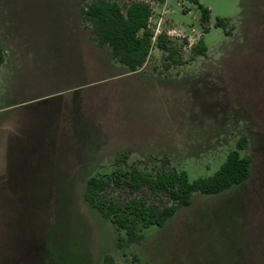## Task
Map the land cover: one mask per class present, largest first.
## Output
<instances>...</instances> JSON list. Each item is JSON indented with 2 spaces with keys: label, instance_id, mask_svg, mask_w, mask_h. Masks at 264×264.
I'll use <instances>...</instances> for the list:
<instances>
[{
  "label": "rangeland",
  "instance_id": "rangeland-1",
  "mask_svg": "<svg viewBox=\"0 0 264 264\" xmlns=\"http://www.w3.org/2000/svg\"><path fill=\"white\" fill-rule=\"evenodd\" d=\"M92 1L0 0V34L9 39L3 45L20 55L0 72L3 92L13 94L6 102L17 101V92L79 96L77 111L98 130L89 135L85 122L74 134L37 135L35 142L26 135L16 149L25 153H8L13 165L45 161L55 176L50 195L34 199L19 190L27 170L9 175L18 195H10L0 218V263L92 264L109 254L117 264H135L133 257L142 264H264V0H114L122 9L147 2L151 11L146 62L127 74L124 65L105 64L108 46L81 41V50L73 40L93 34L83 16ZM198 4L209 10L204 23ZM199 40L204 55L191 49ZM241 135L248 140L249 177L218 194L195 193L162 227L144 228L137 243L117 245L123 230L86 200L80 177L88 170L81 166L77 176L73 169L77 150L93 148L101 166L91 173L109 181L97 200L123 205L136 198L163 207L172 202L167 192L131 187V172L184 170L190 181L211 175ZM44 237L50 254L29 253Z\"/></svg>",
  "mask_w": 264,
  "mask_h": 264
},
{
  "label": "trees",
  "instance_id": "trees-1",
  "mask_svg": "<svg viewBox=\"0 0 264 264\" xmlns=\"http://www.w3.org/2000/svg\"><path fill=\"white\" fill-rule=\"evenodd\" d=\"M197 4V0H189ZM200 21L208 20L209 10L201 7ZM83 16L90 22L97 43L108 45L117 63L127 66L131 71L141 68L149 54L152 31L148 28L151 15L147 2H132L124 9L114 0H93L86 6ZM217 26H226L218 19ZM157 46L160 50H167L163 35L157 36ZM191 49L196 55H204L206 46L199 40ZM3 61V51L0 46V65ZM247 137L241 135L235 142L218 169L211 175L198 177L192 181L184 170H165L154 177L144 176L133 171L129 174L128 185L133 188L145 184L150 190L165 191L171 199V204L163 207L149 205L144 200L132 198L123 205L118 202L97 200L99 193L109 184L99 175H93L87 180L85 198L103 216L109 217L116 229L123 230L125 238L117 235V245L122 243H137L143 239L142 230L151 225L162 227L164 223L181 207L191 203L195 193L214 195L246 180L250 175L251 157L247 153ZM119 161V160H118ZM117 179H120L117 177ZM135 264L136 257L132 258ZM98 264H117L113 257L105 254ZM149 264V263H146Z\"/></svg>",
  "mask_w": 264,
  "mask_h": 264
},
{
  "label": "crops",
  "instance_id": "crops-1",
  "mask_svg": "<svg viewBox=\"0 0 264 264\" xmlns=\"http://www.w3.org/2000/svg\"><path fill=\"white\" fill-rule=\"evenodd\" d=\"M74 35L75 36L73 40H75V42H77L79 46L81 41L92 42L93 45L98 49H102L108 46H100L97 43L94 34L85 35L84 33H76ZM7 39L8 38H5L0 34V46L3 51V61L0 65V72L3 68H5L6 70H11L12 67L18 64V57H20V55L18 56L17 49L12 48L13 46L10 49L9 47L6 48L3 45V40L7 41ZM108 47L110 48V46ZM80 48L81 50H83L82 45L80 46ZM96 56L101 55L99 52H97ZM110 60L111 62H106L104 60L102 61H104L105 64L111 68H116L123 65L117 63L114 60L111 48ZM124 69L120 68L122 74L133 72L125 65ZM0 84V218H2L3 212L7 211L8 209H5L9 202L7 199L11 196L15 197L18 195V193L16 192L18 189L10 187L9 184V175H11V173L15 171L16 168L27 170V172L24 173V176H22L20 183V186H24V189H22L21 187V189L19 188V190L23 192L24 196H26V194L36 195L34 199H46V197L50 195L51 185L53 184V177L55 176V174H53L54 171L51 169V165H47L45 161L36 164L33 162L21 160V163H15V165H13L11 161H6L11 158V156H8V153H11L13 155L14 151H16V149L19 148V145L22 144L21 141L25 139H22V137L26 135L27 137L31 136L33 141L35 142V138L37 135L42 137L43 135L48 136L49 134L50 136H52L59 133L60 131L63 133L65 131L69 134H74V132L76 133L78 126L81 127L82 123L85 122L89 123V125L85 124L87 126V131H91L89 135L92 136L94 134V136H97L98 130L95 128V125L93 123H90L91 120L84 117L83 112V114H81V112L79 113L77 111L76 106L78 107V110L81 109V99L79 96H72L70 98V96H62L61 94H58V92H52L48 95L28 97L30 92H17L22 96L19 97L18 100L14 103H8L6 101L10 97H12L13 94L3 92V81H0ZM37 99L41 100L34 101ZM64 105L67 108L63 107ZM68 105H71L72 107L70 108ZM76 111L79 113V115L75 114ZM55 149L56 147H54L52 151H54ZM92 151L93 153H82L79 150H77L76 152L75 166L73 169H76L77 176L78 172H80L79 170H81V166H84V170H88L83 172L82 177H80V183L85 184V188H87V180L94 175L93 173H91L92 170L97 168V166H101V164H99L98 162V165L95 164L97 152L93 150V148ZM16 152L17 156H21V152L25 153L24 151ZM3 163L6 167V173L3 170ZM8 169H11V172L9 174ZM6 175L8 176L6 177ZM58 175L59 174H57L56 178H58ZM85 191H83V193ZM39 250H44L45 252L47 250V252L50 254V249L46 244V237H44L43 245L39 246L37 252H35L32 248L29 253L33 252L38 254ZM104 255L97 256L92 264H98L99 262H101ZM0 264H8V262L5 263L3 261Z\"/></svg>",
  "mask_w": 264,
  "mask_h": 264
}]
</instances>
